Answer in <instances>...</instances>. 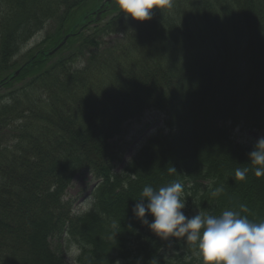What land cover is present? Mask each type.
I'll return each mask as SVG.
<instances>
[{
    "label": "trees",
    "instance_id": "trees-1",
    "mask_svg": "<svg viewBox=\"0 0 264 264\" xmlns=\"http://www.w3.org/2000/svg\"><path fill=\"white\" fill-rule=\"evenodd\" d=\"M47 24L35 48L66 42L0 88V264H68L65 245L75 264H175L133 215L145 185L264 220V176L235 178L256 144L232 136L264 137V0H171L145 21L113 0H0V79ZM146 112L161 124L118 171ZM82 173L97 185L76 213L64 196Z\"/></svg>",
    "mask_w": 264,
    "mask_h": 264
},
{
    "label": "clouds",
    "instance_id": "clouds-1",
    "mask_svg": "<svg viewBox=\"0 0 264 264\" xmlns=\"http://www.w3.org/2000/svg\"><path fill=\"white\" fill-rule=\"evenodd\" d=\"M113 2L125 21H145L152 17L153 9L170 7L171 0ZM248 156L251 167L237 168L236 179H246L249 171L256 177L264 176V137L257 141ZM183 191L184 186L179 181L158 189L145 185L133 207V215L162 240L175 237L192 243L202 264H264V220L253 221L236 210L188 217L182 211L185 208ZM240 208L247 211L246 205ZM146 213L153 218L151 221Z\"/></svg>",
    "mask_w": 264,
    "mask_h": 264
},
{
    "label": "rangeland",
    "instance_id": "rangeland-1",
    "mask_svg": "<svg viewBox=\"0 0 264 264\" xmlns=\"http://www.w3.org/2000/svg\"><path fill=\"white\" fill-rule=\"evenodd\" d=\"M51 31L52 26L47 24L42 31L38 32L34 37H32L21 49L20 53L15 57L16 61L19 64H22L20 68L25 67L28 64L29 58H31L34 55L33 53H35L38 49L43 50L44 46L39 45L38 48H35V46H37L39 42L44 39L46 34L50 33ZM49 48H51V45L48 46L47 49L45 48L43 52L46 53ZM51 55H53V53ZM14 72L15 71L12 73ZM10 75L11 74L8 76L6 75L5 77H10ZM161 120V116H159L157 113L146 112L139 120L131 122V124L126 129L129 131L128 140L130 141V145L128 150L125 152L123 161L117 164L116 170L119 171L124 166L125 162L134 155L139 145L144 141L143 139L151 134L155 128L160 126ZM232 136L235 140L244 144H256L260 139V134L257 132L243 131L239 128L233 130ZM94 184V180L87 173L78 174L74 178L73 182L68 187L64 198L72 202L75 212H85L91 208L93 203V193L91 187ZM190 195L191 194L189 193V196ZM182 199L185 201V208L182 211L186 216L192 217L198 213L209 214L206 205L204 208H202L199 204L194 206L191 204L192 202L190 203L185 198ZM166 241H169V243L163 247V252L167 258L171 259L172 262H175V264L178 263L177 261H180L182 264H184L183 262L199 264V258L196 255V248L192 243L186 242L183 238H175V241L171 239ZM70 246L65 245L62 252L64 254L65 260L69 264H75L78 251L74 246Z\"/></svg>",
    "mask_w": 264,
    "mask_h": 264
},
{
    "label": "water",
    "instance_id": "water-1",
    "mask_svg": "<svg viewBox=\"0 0 264 264\" xmlns=\"http://www.w3.org/2000/svg\"><path fill=\"white\" fill-rule=\"evenodd\" d=\"M68 36H69V35H66V36H65L63 42L68 38ZM61 44H62V43H61ZM61 44H60L59 46H57V48L60 47ZM57 48H55L54 50H51V51H50V54H52ZM18 72H19V71L17 70V71L13 74L12 77L16 76V75L18 74Z\"/></svg>",
    "mask_w": 264,
    "mask_h": 264
}]
</instances>
